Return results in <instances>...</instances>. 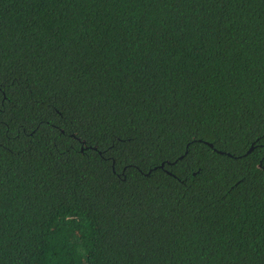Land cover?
Masks as SVG:
<instances>
[{
	"label": "trees",
	"instance_id": "trees-1",
	"mask_svg": "<svg viewBox=\"0 0 264 264\" xmlns=\"http://www.w3.org/2000/svg\"><path fill=\"white\" fill-rule=\"evenodd\" d=\"M0 264H264V0H0Z\"/></svg>",
	"mask_w": 264,
	"mask_h": 264
},
{
	"label": "water",
	"instance_id": "water-1",
	"mask_svg": "<svg viewBox=\"0 0 264 264\" xmlns=\"http://www.w3.org/2000/svg\"><path fill=\"white\" fill-rule=\"evenodd\" d=\"M208 146H209L210 148H212V145H211V144H208ZM252 149H253V148L250 147V149L247 151V154L250 153V152L252 151ZM218 153H219V154H222L221 152H218ZM160 168H163V165H161Z\"/></svg>",
	"mask_w": 264,
	"mask_h": 264
}]
</instances>
